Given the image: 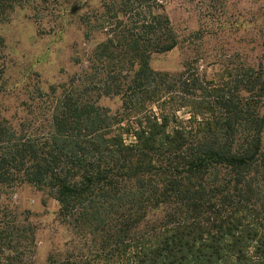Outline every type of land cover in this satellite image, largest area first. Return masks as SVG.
<instances>
[{
    "label": "trees",
    "instance_id": "1",
    "mask_svg": "<svg viewBox=\"0 0 264 264\" xmlns=\"http://www.w3.org/2000/svg\"><path fill=\"white\" fill-rule=\"evenodd\" d=\"M20 2L0 0V21ZM215 6L184 36L162 0H106L93 86L73 75L0 112V264H34L23 186L58 204L67 234L45 264H264V50L207 48L203 31L224 28ZM183 45L180 70L150 67Z\"/></svg>",
    "mask_w": 264,
    "mask_h": 264
},
{
    "label": "rangeland",
    "instance_id": "2",
    "mask_svg": "<svg viewBox=\"0 0 264 264\" xmlns=\"http://www.w3.org/2000/svg\"><path fill=\"white\" fill-rule=\"evenodd\" d=\"M166 13L179 33H188L207 21L212 22V5L220 9L224 28L207 35L202 43L207 48H224V53H246L253 60L263 54L264 0H162ZM106 0H21L7 19L0 21V112L11 115L23 106L39 102L37 89L85 77L93 86V60L87 59L104 34L93 30L95 14ZM101 7V8H100ZM210 10V11H209ZM216 19L215 17H212ZM217 20V19H216ZM95 21V20H94ZM186 45L150 56V67L156 71L180 70L188 55ZM235 55V54H233ZM88 74V75H86ZM100 103L111 111L118 108L116 96ZM22 209L29 212L37 227L34 264H45L51 250L60 245L67 234L56 220L58 204L45 192L23 186L12 195Z\"/></svg>",
    "mask_w": 264,
    "mask_h": 264
}]
</instances>
